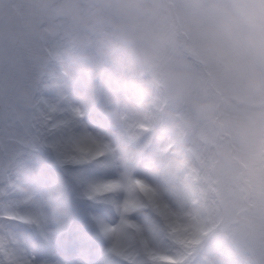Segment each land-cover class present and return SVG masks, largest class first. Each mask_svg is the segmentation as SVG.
Listing matches in <instances>:
<instances>
[{
  "label": "clouds",
  "instance_id": "clouds-1",
  "mask_svg": "<svg viewBox=\"0 0 264 264\" xmlns=\"http://www.w3.org/2000/svg\"><path fill=\"white\" fill-rule=\"evenodd\" d=\"M40 2L34 55L57 51L81 86L65 103L111 128L112 153L203 229L185 264H264V0ZM93 217H119L77 225L107 250Z\"/></svg>",
  "mask_w": 264,
  "mask_h": 264
},
{
  "label": "snow or ice",
  "instance_id": "snow-or-ice-1",
  "mask_svg": "<svg viewBox=\"0 0 264 264\" xmlns=\"http://www.w3.org/2000/svg\"><path fill=\"white\" fill-rule=\"evenodd\" d=\"M48 19L40 0H0V264H51L29 248L86 219L78 190L119 217L115 223L93 217L109 241L106 257L118 264H185L203 229L165 203L131 159L121 162L112 153L111 128L86 122L62 95L49 102L41 94L57 87L47 61L59 53L34 55L43 44L37 26ZM45 204L55 207L46 212ZM143 215L153 218L150 227Z\"/></svg>",
  "mask_w": 264,
  "mask_h": 264
},
{
  "label": "rangeland",
  "instance_id": "rangeland-1",
  "mask_svg": "<svg viewBox=\"0 0 264 264\" xmlns=\"http://www.w3.org/2000/svg\"><path fill=\"white\" fill-rule=\"evenodd\" d=\"M62 68V64L56 60L51 61L49 64V69L52 73V80L55 81L57 87L45 88L43 89L41 94L44 98L48 97L49 95H53V97H51L50 102H55L58 99V96H56V91L57 88L62 87V85L64 88H66V94L72 97L73 99L76 98L79 91L81 90L80 85H74L64 77L62 73ZM46 83H50V81L46 80ZM85 119L88 123L96 122L91 116V114ZM77 195L80 197L78 203L82 208H84L88 212H94L100 217L111 219L112 214L109 209H105L103 207L93 204L92 202L86 199H83L80 190L77 191ZM53 207L55 206L45 204L44 210L46 212H51ZM93 233V231L89 232L88 238L83 239L81 238L77 227L75 225H71L65 233H52L49 237V240L45 241L46 243L41 240V242L36 247L29 248V251L32 254H35V252L37 254L40 251H44L45 255L42 258H40V256L37 257L40 260H48L51 262V264H75L73 262H76L79 257L84 258L89 253L90 255L95 256L98 260L96 264H118V262H116L115 260H112L105 256L106 250L105 246H103L105 241L99 235V232L97 231L98 235H93ZM92 239L97 242H95L94 240L92 241ZM96 239H99L100 241ZM50 243L51 245H49L48 247L45 246Z\"/></svg>",
  "mask_w": 264,
  "mask_h": 264
},
{
  "label": "bare ground",
  "instance_id": "bare-ground-1",
  "mask_svg": "<svg viewBox=\"0 0 264 264\" xmlns=\"http://www.w3.org/2000/svg\"><path fill=\"white\" fill-rule=\"evenodd\" d=\"M95 233H96V231H95Z\"/></svg>",
  "mask_w": 264,
  "mask_h": 264
}]
</instances>
